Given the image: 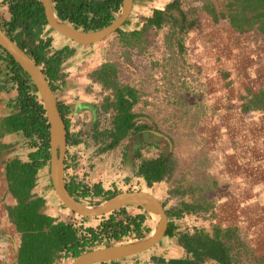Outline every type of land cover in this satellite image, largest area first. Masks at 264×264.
Wrapping results in <instances>:
<instances>
[{
	"label": "rangeland",
	"instance_id": "obj_1",
	"mask_svg": "<svg viewBox=\"0 0 264 264\" xmlns=\"http://www.w3.org/2000/svg\"><path fill=\"white\" fill-rule=\"evenodd\" d=\"M6 1L0 0V24L10 18ZM133 1L129 20L97 44L76 45L53 31L47 36L52 39V53L66 46L73 51L60 68L65 84L55 93L58 102L69 107L71 137L82 141L67 147L66 184L74 182L92 192L100 184L103 195L83 200L89 205L104 200L108 191L149 192L169 213L181 214V219L170 218L180 226L179 232L213 236L216 227L230 231L225 246L231 264H264V111L245 110L252 94L264 92V35L256 25L236 32L229 24L225 0H180L186 23L191 22L185 31L172 21L160 28L149 25L156 11L181 16L168 9L173 0ZM209 4L216 19L207 12ZM105 64L115 72L111 88L90 78ZM127 88L138 98L132 108L140 116L135 123L148 125L149 130L102 152L109 140L93 138L95 121L100 131L112 127L114 112L103 113V106L108 98L114 100L117 89ZM162 155L177 160L175 171L148 188L136 176L138 166L142 159ZM176 190L185 194L176 195ZM32 192L45 200L40 212L55 223L74 225L80 236L87 237V228L98 229L109 219L83 221L69 212L55 193L49 166L38 172ZM183 203L211 210L206 215L191 214ZM227 207L235 215L224 218ZM143 213L130 206L116 215V222L128 225L129 218ZM153 225L147 218L143 229ZM133 227L120 242L135 239ZM148 233L143 230L142 235ZM102 238L95 248L120 243ZM176 241L167 238L136 258L106 264H167L185 259ZM63 259L67 258L54 264H63Z\"/></svg>",
	"mask_w": 264,
	"mask_h": 264
},
{
	"label": "trees",
	"instance_id": "obj_2",
	"mask_svg": "<svg viewBox=\"0 0 264 264\" xmlns=\"http://www.w3.org/2000/svg\"><path fill=\"white\" fill-rule=\"evenodd\" d=\"M225 1L228 6L229 24L236 32L243 33L256 25L264 35V0ZM6 2L10 18L6 23L0 24V28L42 68L56 93L65 84V75L61 74L60 68L73 51L67 46L54 53L50 51L52 39L47 36L53 30L49 28L45 31L48 24L41 2L38 0H7ZM53 3L61 21L89 32L110 25L115 20L116 14L120 12L123 0H53ZM168 9L177 10L181 16L176 17L173 14L156 11L149 20V25L160 28L163 24L172 21L173 25L178 26L182 31L190 30L191 22L186 23L180 0H173ZM207 12L216 19L212 4L207 6ZM249 15L251 18H248ZM1 61L4 62L8 77L18 94L19 112L7 119L9 131L23 133L34 150L28 155L29 162L22 163L20 160H14L8 166L10 192L19 200L18 205L10 213L12 221L22 236L18 264H54L61 257L76 259L84 252L95 248L96 242H101L103 235L108 238V241H121L128 234L131 226H134L135 239L144 238L143 230L151 231L149 228L143 229L146 215L129 218L128 225H124L122 221L116 222V215L124 213L125 209L109 215V219L105 220L98 229L87 228V237L80 236L74 225L55 223L54 218L40 213L45 200L42 197H36L32 191L36 187L38 172L46 166L50 167L48 121L37 89L30 77L7 52L0 48ZM90 78L106 88H111L115 80V72L111 65L105 64L93 72ZM137 102L136 93L128 88L117 89L114 100L111 101L109 98L106 100L103 113L106 114L110 110L114 112L111 120L112 127L100 131L98 121H95L93 132V138L96 141L101 138L105 141L109 140L101 148L102 152L112 151L122 141L149 130L148 125L140 126L135 123V120L140 117L132 111ZM59 110L66 125L68 145L78 146L82 142L81 139H77V136L73 138L69 133L70 120L66 118L69 107L59 103ZM245 110L264 111V92L252 94L251 99L245 104ZM136 158H142L140 153H137ZM176 164L177 160L173 156L162 155L156 159H142L136 176L141 178L148 188H152L155 184L172 176ZM67 188L78 201L92 196L100 197L104 192L100 184L94 185V192L88 188L81 189L82 186L74 182L67 185ZM175 192L181 197L185 194L180 190ZM117 195L116 192L108 191L105 193L104 200L93 205ZM182 206L191 214L201 211L206 215L211 210L210 206L204 209L200 205L187 203H183ZM168 216L178 219L181 214L173 212L168 213ZM82 220L89 221L90 218H82ZM177 227L178 225L169 221L167 237L176 238L177 245L183 249L186 258L172 259L167 264H206L207 261L231 264L228 261L229 249L225 246L231 238L230 231L216 227L213 236L202 233L191 235L187 232L175 233L173 230ZM108 245H110L109 242L106 246Z\"/></svg>",
	"mask_w": 264,
	"mask_h": 264
},
{
	"label": "water",
	"instance_id": "obj_3",
	"mask_svg": "<svg viewBox=\"0 0 264 264\" xmlns=\"http://www.w3.org/2000/svg\"><path fill=\"white\" fill-rule=\"evenodd\" d=\"M38 1L44 7L48 27L60 36L80 46H92L116 33L129 19L134 2L133 0H123L120 15L110 25L99 30L85 32L61 21L55 12L52 0ZM0 48L18 63L37 89L49 125L51 181L63 206L74 215L90 219L104 218L130 206L137 207L145 211L148 216L158 223L156 233L152 231L142 239L120 242L115 245L86 251L74 259L71 264H106L135 257L154 249L166 237L168 230V216L160 200L146 191L122 193L97 205H89L75 199L69 193L66 185L67 130L59 110L57 97L42 68L36 64L25 50L13 42L1 28Z\"/></svg>",
	"mask_w": 264,
	"mask_h": 264
},
{
	"label": "crops",
	"instance_id": "obj_4",
	"mask_svg": "<svg viewBox=\"0 0 264 264\" xmlns=\"http://www.w3.org/2000/svg\"><path fill=\"white\" fill-rule=\"evenodd\" d=\"M8 10V9H7ZM17 89L9 79L4 62H0V264H18L22 236L17 226L12 221L10 213L18 205L19 200L10 192L8 166L14 160L22 163L29 162V140L21 132H10L7 119L19 112L17 103ZM82 107V106H81ZM255 142V140H253ZM158 158V157H157ZM156 159V158H155ZM253 187V186H252ZM230 207L224 212L223 217L235 215ZM43 214L42 212H40ZM226 214V215H225ZM45 215V214H44ZM219 216V214H218ZM169 226V225H168ZM175 233H180V226L174 228ZM132 257V258H136ZM71 264L73 259H63V264ZM58 263V262H57ZM56 263V264H57ZM111 263V262H110ZM59 264V263H58Z\"/></svg>",
	"mask_w": 264,
	"mask_h": 264
},
{
	"label": "clouds",
	"instance_id": "obj_5",
	"mask_svg": "<svg viewBox=\"0 0 264 264\" xmlns=\"http://www.w3.org/2000/svg\"><path fill=\"white\" fill-rule=\"evenodd\" d=\"M52 3H53V0H52ZM53 5H54V3H53ZM121 8H122V7H121ZM7 9H8V7H7ZM7 11H8V10H7ZM120 12H121V10H120ZM120 12H119V13H120ZM119 15H120V14H119ZM129 18H130V17H129ZM115 19H116V18H115ZM128 20H129V19H128ZM128 20H127V21H128ZM127 21H126V22H127ZM126 22H125V23H126ZM47 27H48V25H47ZM48 28H49V27H48ZM50 29H51V28H50ZM53 32H55V31L53 30ZM59 36H60V35H59ZM58 103H59V102H58ZM67 147H68V144H67ZM65 164H66V162H65ZM66 185H67V184H66ZM142 191H143V190H142ZM154 196H155V195H154ZM155 197H156V196H155ZM158 199H159V198H158ZM160 202H161V201H160ZM161 203H162V202H161ZM162 204H163V203H162ZM163 206H164V208H165V205H164V204H163ZM136 208H137V207H136ZM123 209H125V208H123ZM138 209H140V208H138ZM140 210H142V209H140ZM165 210H166V209H165ZM142 211H143V210H142ZM143 212H144L143 214L146 215V219H147V218H148V219L150 218L152 221H154L150 216L147 215V213H146L145 211H143ZM166 213H167V216H168V213H169V212H168L167 210H166ZM143 214H142V215H143ZM104 218H105V217H104ZM181 218H182V216H181V217H178V219H181ZM175 219H176V218H175ZM169 221H170V222H173V221L169 218V216H168V225H169ZM149 229H151V231H150L147 235H145L144 237L148 236V235L152 232V228H149ZM167 238H168V237L166 236L165 239H167ZM165 239H163V240H165ZM134 240H138V239H134ZM132 241H133V240H132ZM119 242H120V241H119ZM162 242H163V241H162ZM162 242H161V243H162ZM161 243H160V244H161ZM160 244H159V245H160ZM108 246H110V245H108ZM157 246H158V245H157ZM104 247H107V246H104ZM100 248H103V247H100ZM93 249H99V247H98V248H93ZM148 252H149V251H148ZM138 256H139V255H138ZM131 258H132V257H131ZM73 260H74V259H73ZM111 263H114V262H111Z\"/></svg>",
	"mask_w": 264,
	"mask_h": 264
},
{
	"label": "bare ground",
	"instance_id": "obj_6",
	"mask_svg": "<svg viewBox=\"0 0 264 264\" xmlns=\"http://www.w3.org/2000/svg\"><path fill=\"white\" fill-rule=\"evenodd\" d=\"M157 221H154V225H153V227H152V231H153V233H156V231H157Z\"/></svg>",
	"mask_w": 264,
	"mask_h": 264
},
{
	"label": "flooded vegetation",
	"instance_id": "obj_7",
	"mask_svg": "<svg viewBox=\"0 0 264 264\" xmlns=\"http://www.w3.org/2000/svg\"><path fill=\"white\" fill-rule=\"evenodd\" d=\"M69 184H70V183H69ZM69 184H68V185H69ZM167 231H168V230H167ZM166 236H167V233H166ZM164 239H165V238H164ZM161 244H162V243H161Z\"/></svg>",
	"mask_w": 264,
	"mask_h": 264
}]
</instances>
